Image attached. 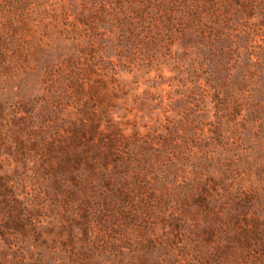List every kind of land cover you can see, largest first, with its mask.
Here are the masks:
<instances>
[{
    "label": "rangeland",
    "instance_id": "obj_1",
    "mask_svg": "<svg viewBox=\"0 0 264 264\" xmlns=\"http://www.w3.org/2000/svg\"><path fill=\"white\" fill-rule=\"evenodd\" d=\"M48 114L138 134L110 201L50 195ZM0 117L37 210L0 264H264V0H0Z\"/></svg>",
    "mask_w": 264,
    "mask_h": 264
},
{
    "label": "trees",
    "instance_id": "obj_2",
    "mask_svg": "<svg viewBox=\"0 0 264 264\" xmlns=\"http://www.w3.org/2000/svg\"><path fill=\"white\" fill-rule=\"evenodd\" d=\"M68 81L72 83L71 87L76 85L73 83V79ZM67 86L69 85L67 84ZM88 87L87 84H84L85 90H89ZM61 100L63 97H59L57 102ZM0 122L7 123V119L3 118ZM107 123L102 124V122L90 118H76L75 122L61 119L57 122L49 117V114L46 116L43 128V138L46 142L43 149L42 167L45 179L49 182L48 192L50 195L63 198V203L69 206L71 200L80 197L77 188L83 189V191H88L87 189L90 188L94 191L97 190L96 193H98L99 189L104 192L105 188L108 189L115 185L114 176L106 172H109L111 167L117 174L122 175L124 173L123 165H126V162L124 164L123 159L121 160L122 154L127 148V142L133 143V139L139 136L138 134L128 136L123 130L110 126V121ZM50 130L56 133V138L48 137ZM7 136L3 124H0V152L3 147H7L9 150L13 147L11 142L3 144L5 139H12V137L9 136L8 138ZM20 144V152L23 156L26 148L22 141ZM0 160L2 161V159ZM85 170L89 174L85 173ZM2 171L4 168L0 170V240L7 241L20 235L26 236L31 228L36 226L31 220L32 215L37 210L33 204L26 203L25 199L22 198L18 184L11 179L13 174ZM49 178L51 181L48 180ZM117 192L120 197H123L125 193L120 188ZM98 194L102 195L101 192ZM86 198L89 199L91 196L87 194ZM104 198L110 201L111 196L104 192ZM243 233L246 243L253 245L252 230H244ZM73 238H77L74 233L73 236L65 237L64 242H74ZM249 239L251 242L248 241ZM82 242L84 244L83 255L90 258L92 248L87 247L86 238ZM251 250L253 253L250 255L254 257L264 255L263 249L261 252L253 248ZM3 251L0 249V263L7 259L3 256L5 255ZM218 252L219 254L220 252L225 253L224 250Z\"/></svg>",
    "mask_w": 264,
    "mask_h": 264
}]
</instances>
